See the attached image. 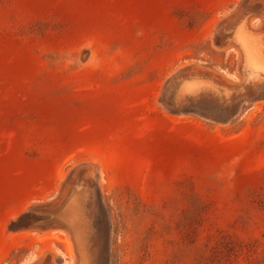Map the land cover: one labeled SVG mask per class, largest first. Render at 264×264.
Listing matches in <instances>:
<instances>
[{"label":"rangeland","instance_id":"rangeland-1","mask_svg":"<svg viewBox=\"0 0 264 264\" xmlns=\"http://www.w3.org/2000/svg\"><path fill=\"white\" fill-rule=\"evenodd\" d=\"M241 34L264 65V0H0V264H264Z\"/></svg>","mask_w":264,"mask_h":264},{"label":"bare ground","instance_id":"bare-ground-1","mask_svg":"<svg viewBox=\"0 0 264 264\" xmlns=\"http://www.w3.org/2000/svg\"><path fill=\"white\" fill-rule=\"evenodd\" d=\"M240 26V25H239ZM236 28V27H235ZM236 30V29H235ZM236 32V31H235ZM235 32H233V34L235 33ZM240 32V31H239ZM243 32V31H242ZM241 32V33H242ZM247 32V31H246ZM239 38H237V41H238V39H239V43H241V45L240 46H242L241 48H244L245 49V53H243V54H245L246 55V59H247V64L251 67V75H255V73L257 72V71H261L262 72V70H263V62L261 63L260 62V60L259 59H261V58H259V52H257V51H255L252 47H250V43L248 42V40L247 39H245V35L243 34H241V35H239L238 36ZM250 37V36H249ZM233 38V37H232ZM234 38H235V36H234ZM247 38H248V36H247ZM251 40V39H250ZM259 40V39H258ZM238 43V42H237ZM218 45V44H217ZM252 45V44H251ZM243 50V49H242ZM242 52V51H241ZM259 58V59H258ZM263 58V57H262ZM243 59H244V57H243ZM243 61V60H242ZM263 61V60H262ZM249 67V68H250ZM262 69V70H261ZM260 74H262V73H260ZM250 75V74H249ZM253 75V76H254ZM259 76V75H258ZM256 78V77H255ZM193 83L196 85L195 87H197V85L198 84H200L201 83V81H193ZM209 83V82H208ZM189 84V83H188ZM192 83H190V85H191ZM210 84H212V83H210ZM190 85H188V86H190ZM193 85V84H192ZM191 85V86H192ZM186 86H187V84H186ZM194 86V85H193ZM187 88V87H186ZM186 88H185V85H183L182 87H181V89H180V91H179V93L181 92V91H183V89H185V91H186ZM221 90V89H220ZM181 94H182V92H181ZM226 94V93H225ZM175 101V100H174ZM168 104V103H167ZM175 106V105H174ZM82 194V193H81ZM82 198H83V196H82ZM82 200V199H81ZM75 202V201H74ZM83 203V202H82ZM71 204V203H70ZM81 204V203H80ZM76 208V207H75ZM81 209V208H80ZM80 209L78 208L77 210H75L74 208H71V207H66L65 209H63V210H61L60 212H59V214L57 215V219L56 220H54L55 222L54 223H56V224H58V225H61L62 227H64V229H66L67 231H69L70 232V234L72 235V237H73V242L75 243V246H76V248H78V254H80L81 255V252H80V250H81V248L83 247V244H82V242H81V239H80V237H79V229L77 230V225L79 224L78 222H79V220H80V217H81V213H80ZM81 222V221H80ZM21 224H25V221L23 220V221H21L20 222ZM19 224V223H18ZM82 229H80V231H81ZM83 251V250H82ZM83 253V252H82ZM77 254V255H78ZM79 256H77V258H78ZM81 257V256H80ZM77 264H78V262H76Z\"/></svg>","mask_w":264,"mask_h":264},{"label":"water","instance_id":"water-1","mask_svg":"<svg viewBox=\"0 0 264 264\" xmlns=\"http://www.w3.org/2000/svg\"><path fill=\"white\" fill-rule=\"evenodd\" d=\"M193 78L196 79L197 81H206V82L208 81V82H211L212 84H214L215 86H217L218 88H220L219 85L217 83H215L214 81H212L211 79L202 78L201 76H188V77H185L183 80H181L178 83V85H180V83H183V81H185V80L188 81V82H185L183 85H186V84L190 83L193 80ZM181 87H179V88L181 89ZM221 88L226 89L225 87H221ZM180 89H179V91H180Z\"/></svg>","mask_w":264,"mask_h":264}]
</instances>
